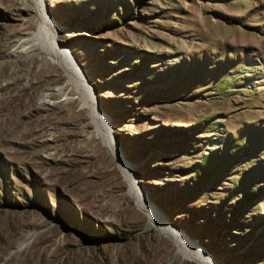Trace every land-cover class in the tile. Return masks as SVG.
Instances as JSON below:
<instances>
[{
    "label": "rangeland",
    "instance_id": "1",
    "mask_svg": "<svg viewBox=\"0 0 264 264\" xmlns=\"http://www.w3.org/2000/svg\"><path fill=\"white\" fill-rule=\"evenodd\" d=\"M42 2L114 150L59 64L17 48L37 11L0 0V264H196L163 218L212 264H264V0Z\"/></svg>",
    "mask_w": 264,
    "mask_h": 264
},
{
    "label": "bare ground",
    "instance_id": "2",
    "mask_svg": "<svg viewBox=\"0 0 264 264\" xmlns=\"http://www.w3.org/2000/svg\"><path fill=\"white\" fill-rule=\"evenodd\" d=\"M29 2L30 6L35 9L38 13V18L40 22L43 24L31 35L27 36L21 44H19V49L26 52L27 55H32L33 50L38 54H43L47 56L51 61L56 62L62 69V72L67 75L68 81L71 82L72 88L80 89V91L85 95L84 100L85 103L89 105L93 116L96 118V129L100 134V138L102 143L113 152V141L112 137L109 134L107 127L105 126L103 117L98 114L96 110V106L93 100V97L90 94V89L87 87L85 78L83 76L82 71L77 66V64L72 61L70 58L66 57L65 50L61 49L58 45V35L59 29L51 17L47 15L44 10L42 0H26ZM46 39L45 45L40 43L38 40ZM28 41V42H27ZM17 52V51H16ZM119 160V159H118ZM121 165V170L126 178V182L129 186V193L135 199L137 206L144 212L153 214V216H158L159 218H163L161 213L150 206L143 193L140 191L139 187L136 185L135 178L131 174V168L122 162L119 163ZM153 220V219H152ZM163 223L166 228H161L168 235V237L172 238L178 247V252H180L183 257L187 260H192L196 264H212L209 260V256L205 253L196 243L191 242L188 238L175 230L171 223H169L166 219L163 218ZM175 244V245H176Z\"/></svg>",
    "mask_w": 264,
    "mask_h": 264
}]
</instances>
